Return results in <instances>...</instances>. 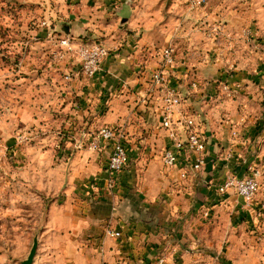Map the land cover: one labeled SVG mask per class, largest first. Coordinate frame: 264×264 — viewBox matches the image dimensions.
<instances>
[{
	"label": "crops",
	"instance_id": "1",
	"mask_svg": "<svg viewBox=\"0 0 264 264\" xmlns=\"http://www.w3.org/2000/svg\"><path fill=\"white\" fill-rule=\"evenodd\" d=\"M187 1L175 0L176 21L171 28L159 18L153 23L149 17L138 18L133 0L42 3L43 20L57 35H69L76 46L101 41L108 56L101 71L88 78L74 57L59 58L61 49L38 25L31 31L39 39L31 43L30 64L21 68L31 78L22 83L12 107L30 112V117L34 114L32 124L38 122L36 112L41 113L37 107H62L73 118L69 121L81 122L83 143L103 126L118 127L125 135L129 162L111 192L108 150L79 152L58 167L53 161H63L60 154L33 152L29 164L13 171V182L0 181V195L12 192V187L11 198L19 206L23 201L24 207H35L38 194L49 201L33 264H152L164 253L171 264L173 256L180 253L183 259L189 254L174 239L183 229L190 237L198 234L199 225L216 224L220 214L235 210L238 220L260 227V204L254 199L247 203L234 190L224 195L218 191L229 174L246 177L250 160L263 156L254 146L263 148L264 120L249 117L255 107L264 111V96L255 88L264 68L261 45L250 24L257 10L244 4L237 9L223 5L209 9L207 3L190 12ZM199 21L201 27L195 28ZM244 29L253 34L251 40L242 36ZM229 35L238 42L236 60L225 49ZM168 45L174 48L175 63L167 70V88L177 90L182 99L174 121L186 135L180 120L195 119L207 141L206 164L199 172L184 161L175 169L162 163L170 144L162 126L166 87L155 86L151 75L160 69L162 48ZM36 60H44L51 69L44 81L32 66ZM226 117L236 126H227ZM261 130L262 136H256ZM235 155L239 172L230 166ZM183 170L186 179L181 177ZM2 172L0 178L11 176ZM27 221L34 226L22 233L25 240L37 226L31 217ZM107 229L121 232L122 237H107ZM207 229L212 227L206 225L204 233ZM249 253L241 249V254ZM232 255L229 252L226 264H245Z\"/></svg>",
	"mask_w": 264,
	"mask_h": 264
},
{
	"label": "rangeland",
	"instance_id": "2",
	"mask_svg": "<svg viewBox=\"0 0 264 264\" xmlns=\"http://www.w3.org/2000/svg\"><path fill=\"white\" fill-rule=\"evenodd\" d=\"M43 2L44 0H0V173L4 174L2 171L5 170L11 174V176L1 175L0 181L7 180V183H9V179L13 182L14 170L30 163L28 160L30 153H51L56 157L60 154V158H64V160L54 159L53 161V166L58 167L68 159L76 157L79 152H90L88 143L81 141L83 135L81 122L77 119L69 121L72 117L70 114L62 112V107H37L41 113L36 112L40 116L36 117L38 122L35 124H32L34 123V114L30 117V112H19L12 107L15 100L18 99L17 93L22 83H27L31 78L21 68L27 63L29 66L30 62L27 58L30 56L31 43L36 42L35 38L39 39L38 36L31 34V31L46 20H43L46 16L42 6ZM133 2L138 18L149 17L151 23L157 22L159 18L161 22L171 24L169 28L176 21L174 16L175 0H133ZM207 3L209 9H217L221 5L237 9L241 4H244L248 8L257 10V15L250 19V24L254 27L252 32L258 33L255 37L261 45L264 65V0H208V2L205 0L203 8L207 6ZM189 11L192 12L190 9ZM201 22H197L195 28L198 26L200 28ZM224 26H227L226 22H224ZM244 31L242 36L245 37V40H251L253 34L247 29ZM226 39L228 41L225 48L227 54L232 56L231 59L236 60L235 58L240 52L237 49L238 42L230 35ZM31 56L34 57L32 54ZM34 62L35 64L32 66L35 67L36 75L44 81L47 77L46 70L50 71L51 69L47 67L44 60ZM261 74L255 88L264 96V68ZM225 88L226 86L224 90H226ZM258 109L259 107L251 109L249 117H254V120H264V111L260 112ZM226 119L227 117L224 118V121L228 122L227 126H236L235 123L232 124L231 120ZM258 135L262 136V130L257 132L256 136ZM259 147L256 144L254 150L262 152L263 156L250 160L251 167L247 166L245 171L246 176L253 171L260 174V189L254 198V202L260 204L262 208L259 209L260 211L258 210L260 213L258 225L260 227L256 228L254 225L244 224V221L238 220L235 210L228 215L220 214L216 224L214 221V223L208 222L209 224L204 222L203 226L199 225L198 234L192 233L193 235L190 237L184 234L183 229L176 233L174 239L183 252L188 251L189 254L183 259L180 253L173 256L171 264H226L229 263V252L233 254L234 259L239 261L243 259L245 264H264V143L262 149ZM238 160V156L235 155L233 164L230 165L232 171L236 168L239 172L241 167L238 166ZM229 176L235 175L229 174ZM11 190L14 191L12 187ZM12 192H5V195L2 192L0 195V264H22L24 260H27L34 240L36 238L39 240L49 205V201L43 195L38 194V205L35 207H24L23 201L19 206L11 198ZM2 197L4 198L2 199ZM29 217L37 221V226L32 229V235L28 236L29 239L25 240L21 238L22 233L28 230L31 224L34 226L33 222L27 221ZM206 225L212 229H207L204 233ZM189 232L192 230L190 229ZM171 233L174 235V232L171 231ZM228 236H230V241H228ZM246 248L250 253L241 254V249ZM164 256L168 257L166 253Z\"/></svg>",
	"mask_w": 264,
	"mask_h": 264
},
{
	"label": "built area",
	"instance_id": "3",
	"mask_svg": "<svg viewBox=\"0 0 264 264\" xmlns=\"http://www.w3.org/2000/svg\"><path fill=\"white\" fill-rule=\"evenodd\" d=\"M188 8L191 11L201 9L205 5V0H188ZM48 30V37L61 49L59 58L67 56L75 58L80 66V72L88 78H93L101 71V64L108 56V50L101 41L90 44L76 46L73 39L66 34L57 35V32L49 23L44 21L41 25ZM174 48L172 45L162 48V64L160 69L152 73L151 80L159 88L166 87L163 98V121L162 126L167 132L170 144L164 149L162 163L167 169H175L181 162H186L193 172H199L206 164L207 141L201 132L200 124L193 118H184L182 126L186 135H182L179 124L174 121V112L182 102L177 90L167 88V70L175 63ZM125 135L118 127L103 126L88 143V148L96 153L110 151L106 168L110 173L107 189L114 191L117 185V178L123 172L129 162V154L125 145ZM187 171L183 170L181 177L187 178ZM260 189V174L253 171L244 178L229 176L219 185L218 191L226 194L234 190L237 195L242 197L247 203H251ZM107 237L119 239L121 232L107 229ZM152 264H167L164 255L159 256Z\"/></svg>",
	"mask_w": 264,
	"mask_h": 264
},
{
	"label": "water",
	"instance_id": "4",
	"mask_svg": "<svg viewBox=\"0 0 264 264\" xmlns=\"http://www.w3.org/2000/svg\"><path fill=\"white\" fill-rule=\"evenodd\" d=\"M38 244V239H35L27 260H25L22 264H33L37 254Z\"/></svg>",
	"mask_w": 264,
	"mask_h": 264
}]
</instances>
